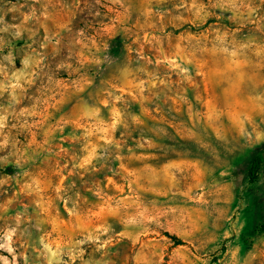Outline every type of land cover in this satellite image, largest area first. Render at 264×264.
<instances>
[{
  "label": "rangeland",
  "instance_id": "obj_1",
  "mask_svg": "<svg viewBox=\"0 0 264 264\" xmlns=\"http://www.w3.org/2000/svg\"><path fill=\"white\" fill-rule=\"evenodd\" d=\"M261 225L264 0H0V264H264Z\"/></svg>",
  "mask_w": 264,
  "mask_h": 264
},
{
  "label": "trees",
  "instance_id": "obj_2",
  "mask_svg": "<svg viewBox=\"0 0 264 264\" xmlns=\"http://www.w3.org/2000/svg\"><path fill=\"white\" fill-rule=\"evenodd\" d=\"M261 168V159L260 158H255L252 161L250 170H249V177L251 180H256L258 178V171ZM10 171V170H8ZM9 173V172H8ZM261 228L262 230H264V225L258 226V228Z\"/></svg>",
  "mask_w": 264,
  "mask_h": 264
}]
</instances>
